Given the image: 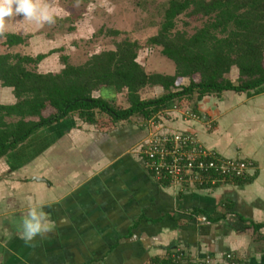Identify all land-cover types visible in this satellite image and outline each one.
Here are the masks:
<instances>
[{
    "label": "crops",
    "instance_id": "obj_1",
    "mask_svg": "<svg viewBox=\"0 0 264 264\" xmlns=\"http://www.w3.org/2000/svg\"><path fill=\"white\" fill-rule=\"evenodd\" d=\"M26 22L7 21L0 35L27 36L33 46L41 37ZM51 50L26 54H46L39 73L64 68L63 56L64 63L47 68ZM164 61L168 70L150 72L137 57L148 74L174 75V64ZM229 78L236 80L234 69ZM142 90L150 92L144 100L164 93L157 85ZM93 96L115 102L122 94L103 87ZM15 102L12 88L0 85V104ZM189 105L172 102L158 120L162 130L193 131L223 157L252 159L256 168L246 179L211 188L171 186L149 172L139 149L150 119L132 117L103 130L70 116L0 158V264H149L177 250L190 259L221 262L231 253L237 264H264V84L203 98L199 119L184 116ZM33 203L44 205L52 229L25 245L18 232Z\"/></svg>",
    "mask_w": 264,
    "mask_h": 264
},
{
    "label": "trees",
    "instance_id": "obj_2",
    "mask_svg": "<svg viewBox=\"0 0 264 264\" xmlns=\"http://www.w3.org/2000/svg\"><path fill=\"white\" fill-rule=\"evenodd\" d=\"M188 11L206 18L192 34L176 26V19ZM2 36L5 46L21 45L27 39L9 33ZM147 44L159 48L174 64V75L146 73L137 62L141 45L127 38L113 50L91 55L82 65H72L63 56L65 65L58 73L36 70L46 54H0V85L12 88L16 98L14 104H0V158L70 116L107 130L132 117L159 120L172 102L176 107L191 104V111L197 113V104L205 97L257 89L264 84V0H169ZM233 69L235 81L228 76ZM184 78L189 79L186 86ZM156 85L164 90L161 96L140 98L142 89ZM103 87L121 93L127 107L94 97L93 92ZM152 261L174 264L169 259Z\"/></svg>",
    "mask_w": 264,
    "mask_h": 264
},
{
    "label": "rangeland",
    "instance_id": "obj_3",
    "mask_svg": "<svg viewBox=\"0 0 264 264\" xmlns=\"http://www.w3.org/2000/svg\"><path fill=\"white\" fill-rule=\"evenodd\" d=\"M168 1L51 0L53 6L61 11L62 18L53 25L38 28L36 34L41 38L33 46H29L28 42L17 46H5L2 43L4 37H0V54L35 55L37 52H46L52 48V53H55L51 54L49 61L45 63L49 66L47 68L53 63L56 65L64 63L62 56L68 58V63L79 65L95 53L115 49L116 43L127 38L141 45L138 55L145 58L144 63L148 71L164 72L168 70V67L164 66V60L168 62L170 60L161 55L159 48L147 44V39L156 34ZM188 13L189 11L176 19V26L177 29L192 34L202 26L206 18L201 13ZM27 22L26 26H29L30 23ZM107 30H116L119 34L109 35L106 33ZM50 72H57V69L51 67ZM228 76L230 77V74ZM139 93L145 98L150 96V92L145 90ZM114 103L118 108H124L128 104L123 96ZM133 120L143 122L141 118Z\"/></svg>",
    "mask_w": 264,
    "mask_h": 264
},
{
    "label": "built area",
    "instance_id": "obj_4",
    "mask_svg": "<svg viewBox=\"0 0 264 264\" xmlns=\"http://www.w3.org/2000/svg\"><path fill=\"white\" fill-rule=\"evenodd\" d=\"M183 113L188 119L200 118L198 113L190 109H184ZM147 123L148 133L140 144V152L149 172L171 186L211 188L246 179L256 168L252 159L226 158L204 147L193 131L164 132L159 121L154 118ZM199 220L207 221L205 217ZM165 259L174 264H237L231 253L225 254L221 262L209 256L190 259L180 250ZM149 264L160 262L151 261Z\"/></svg>",
    "mask_w": 264,
    "mask_h": 264
},
{
    "label": "clouds",
    "instance_id": "obj_5",
    "mask_svg": "<svg viewBox=\"0 0 264 264\" xmlns=\"http://www.w3.org/2000/svg\"><path fill=\"white\" fill-rule=\"evenodd\" d=\"M17 17L40 28L55 24L62 15L61 11L53 6L51 0H0V33L7 29V21L15 20ZM51 229L52 225L44 212V205L33 203L24 213L18 236L25 245H30Z\"/></svg>",
    "mask_w": 264,
    "mask_h": 264
}]
</instances>
